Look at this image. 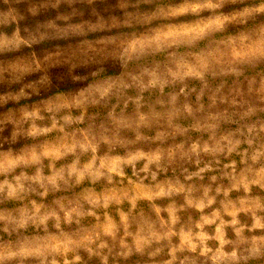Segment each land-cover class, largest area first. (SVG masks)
<instances>
[{"label":"clouds","instance_id":"9594fccd","mask_svg":"<svg viewBox=\"0 0 264 264\" xmlns=\"http://www.w3.org/2000/svg\"><path fill=\"white\" fill-rule=\"evenodd\" d=\"M0 264H264V0H0Z\"/></svg>","mask_w":264,"mask_h":264}]
</instances>
